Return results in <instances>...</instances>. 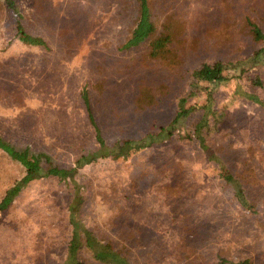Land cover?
<instances>
[{
  "label": "rangeland",
  "instance_id": "1",
  "mask_svg": "<svg viewBox=\"0 0 264 264\" xmlns=\"http://www.w3.org/2000/svg\"><path fill=\"white\" fill-rule=\"evenodd\" d=\"M44 3L46 6L42 12H27L25 23L33 35L46 41L49 50L28 52L34 55L30 56V62L25 67H19L15 60H11V55L3 53L7 48L17 50L20 44L15 43L12 14L5 8L0 9V52L4 59L0 65V75L3 76H0V101L11 105L9 108L7 105L0 107V131L18 146L32 143L33 149L50 150L53 160L60 166H71L79 151L68 149L65 142L55 136L52 138L57 139L56 142L51 138L46 144L37 140L33 142L27 132L18 131L21 121H16V126L11 125V117L20 112L12 103L27 100L31 105H37L34 98H40L42 101L37 108L47 113L45 125H51L52 119L60 114L65 105L63 103L61 106L58 101L65 98L64 109L69 108V100L75 97L73 93L79 85L92 79L89 59L95 54L96 43L101 39L108 40L114 50L124 38L126 30L122 23L111 22L110 15L117 6V0H111L108 4L90 0L85 7V0H47ZM251 3L255 9H259L258 12L263 13L262 16L248 7L246 0H168L163 13L157 12L155 22L161 29L169 25L170 14L179 17H173V20L182 26L179 39L183 40L181 49L184 50L185 68L197 62H211L215 59L238 61L253 49L264 45L262 42L247 40L243 23L239 22L245 15H250L264 30V11L260 7L264 0H253ZM23 5L22 9L27 10V6ZM92 8H95L94 12ZM131 10L134 11L133 8ZM231 18L235 19L234 23L229 28L224 27L223 23L232 21ZM11 45L14 47H10ZM46 53L53 54V62L64 56L66 61L70 55L75 58L66 64L64 71H54V63L49 62L45 65V70L39 71L37 66L32 65L43 60ZM123 57V53H119L116 59ZM155 62H150L151 67L138 65L136 68L137 79L143 77L141 74L152 76L157 69L161 78L168 83L163 92L156 88L152 90L155 94L159 93L161 101L158 110L147 108L150 110L149 116L142 127L151 131L158 130L159 126H166L173 118L176 99L181 94L183 82L179 74L170 75L168 67ZM7 63L14 64L9 65L12 70L6 73ZM240 68L228 70V74L235 75ZM124 78L126 79L125 75L111 77L110 83L113 86L110 89L113 92L114 89L124 90L127 94L121 95L122 99L127 107H134L136 81L131 80L133 85L127 84L124 87ZM64 83L68 84L61 89V84ZM233 83L234 80L216 85L211 89L213 97L207 102L200 97L198 104L206 102L207 108L210 106L214 110L226 107L223 130L229 132L226 135L230 147L236 148L240 156L245 154L247 148L253 149L250 156L257 168L258 177L263 181L262 185H252L246 190L247 198L255 210L244 209L234 200L232 186L218 175L222 160L218 159L219 164L209 160L198 144H178L181 140L175 129L169 138L136 150L126 159L106 157L86 164L78 169L70 181L55 184L48 178L29 185L20 194L18 201L0 212V264H59L63 256L61 252L57 253L56 248L47 250L48 252L45 249L49 243L50 247H55L52 243L59 241V235L67 237V217L62 214V206L67 198L75 195L77 188L84 196L92 195L89 200L86 196L82 220L89 227L105 223L115 208L114 203L119 199L115 198L113 201L109 198V193H113L112 187L126 183L131 176L139 173L140 162L163 164L168 161L166 157L173 160L168 164L169 167H162L156 173L159 177L153 187L149 178L143 179L147 185L141 183L140 188L145 189L138 196L141 202L134 199L138 189L133 192L135 210L128 212L126 218L129 224L139 229L143 242L130 247L128 255L131 263L219 264L216 251L223 250L224 255L234 260L248 257L252 264H264V202L259 203L256 199V195L264 192V109L234 93ZM9 85L13 89L9 90ZM94 112L108 141L124 135V131H127L120 126L121 118H111L115 116L111 108L102 109L98 105ZM202 112L199 109L196 114H191L192 117L189 116L184 122L185 127ZM78 115L81 128L77 134H82L89 140V124L84 114ZM208 117L212 119L211 113ZM127 124L125 121V125ZM59 125L62 124L55 127ZM172 144L175 150L171 149ZM0 168L9 174H15L17 166L2 155ZM165 170L168 171L167 175ZM161 182H164L163 188L157 191ZM139 183L138 181L137 184ZM173 190L177 191V195L173 200L168 199V192ZM33 192L36 194L31 195ZM127 202L130 200L127 199ZM198 202L218 208L212 209L211 215L203 213L201 222L196 220L197 226L190 233L184 221L191 219V214L194 216L197 211L202 210V207H198ZM173 210L175 218L172 215ZM185 211L187 215L184 216ZM44 229L50 230L49 237L43 235ZM135 240L140 241L137 238ZM43 241H49L46 248ZM189 246L193 248L194 255L190 253L186 258V248ZM88 264L104 263L93 260Z\"/></svg>",
  "mask_w": 264,
  "mask_h": 264
},
{
  "label": "trees",
  "instance_id": "2",
  "mask_svg": "<svg viewBox=\"0 0 264 264\" xmlns=\"http://www.w3.org/2000/svg\"><path fill=\"white\" fill-rule=\"evenodd\" d=\"M43 1L47 0H24L23 2H20V0H0V9L5 8L12 14L15 43L20 44L17 50L7 48L3 53L4 55H11V60H15L19 67H25L30 62V56L34 54L30 55L28 52L34 51L37 53V50L41 52L49 50L46 41L42 37L33 35L25 23L27 12L43 11L46 6ZM89 1L85 0L84 7ZM97 1L108 4L111 0ZM167 1L117 0V6L110 18L113 24L119 22L125 26L126 34L124 38L118 42L114 50L111 49L108 40L101 39L96 43L95 54L89 59V70L92 79L79 85L76 92L73 93L75 97L69 100L67 105L69 108L64 109L66 105L65 98L64 102L58 101L61 106L63 103L65 105H63L60 114L55 115L52 119L51 125H45L47 113L45 114V112L38 109L42 101L40 98H34L37 105H31L27 100L12 103L20 110V112L13 115V118L11 117L12 126H16V121H21L18 131L27 132L33 142L37 140L41 141L42 144H46L50 138L56 142L57 139L52 138V136H55L65 142L68 149L78 150L79 154L76 155L73 165L60 166L53 160L50 150L33 149L32 143L18 146L7 139L0 131V157L5 155L11 163L17 166V169L14 170L15 174H9L0 168V212L7 210L16 200L18 201L20 194L25 192L32 183L48 178L51 179V183L55 184L70 181L74 178L78 169L86 164L106 157L126 159L136 150L148 147L158 140L169 138L175 129L176 134L180 137L179 140H181L178 144H184L182 142L198 144L209 160L218 164V159L222 160L223 164H219L218 167V175L232 186L234 200L244 209L255 210L247 198L246 190L252 185H262L263 181L258 177L257 168L250 156L253 149L247 148L244 151L245 154L243 153L240 156L236 152V148L230 147V141L227 139L228 135H226L229 132L223 130V118L227 115L225 114L226 107L214 110L210 109V106L207 108L206 102L213 97L211 89L215 88L216 85L234 80V93L264 109V45L253 49L250 54L238 61L215 59L211 62H197L195 65L185 68L184 50L181 49L183 40L179 39L182 26L173 20V17H179L170 14L169 25L161 29L157 27L155 22V18L158 16L157 12L163 13L167 8ZM246 1L249 3L248 7L262 16L263 13L258 12L259 9H255L254 4L251 3L253 0ZM23 4L27 6V10L22 9ZM260 7L264 11V3ZM91 10L94 12L95 8ZM249 16L245 15L239 20L243 23V32L246 34V39L255 43H264L262 26ZM231 19L232 21L223 23L224 27L229 28L230 24L234 23L235 19ZM10 47H14V45ZM69 52L71 53L70 49ZM3 53L0 52V65L4 61ZM119 53H123L124 57L118 60L116 58ZM53 57V54L46 53L43 60L32 66H37L39 71H42L46 69L45 65L48 62L49 64L54 63V71L61 72L64 71L66 64L75 58L70 55V58H67L68 61H66L64 56L53 62ZM42 61H45V63ZM155 61L163 67H168L169 69H166L170 75L179 74L183 82L181 94L176 99L173 118L166 126L162 125L159 126L158 130L151 131L142 127V124L145 123L144 120L149 116L150 110L147 108L153 107L158 110L161 101L159 93L155 94L152 90L156 88L163 92L164 89H167L168 83L165 82L164 78H161L157 69L154 70L152 76L141 74L143 77L137 79L136 73L138 74V72L136 68L138 65L151 67L150 62ZM13 64L7 63L6 73L12 70L10 66ZM239 67L241 68L237 74H228V70L238 69ZM115 75L126 76L127 80L124 78V87L127 84L132 86L133 81L131 80L136 81L137 92L134 95V107H127L122 99L121 95L127 94L124 90L116 91L114 89L113 92L110 89V86H113L110 79ZM169 78L171 77L169 76ZM67 84H61V89L65 88ZM11 89H13L12 85H9V90ZM200 97H203L206 102L198 104ZM7 104L0 101V107H6ZM98 105L102 109L111 108L112 114L115 115L111 118H121L120 126L127 130L124 131V135H119L112 141L107 140L94 112V108ZM9 106L11 105H7L8 108ZM199 109L203 110L202 114L195 116L190 125L185 127V120L191 114H196ZM208 112L211 113L212 119H209ZM79 113L84 114L91 129L89 140L87 137H83L82 134H77L80 133L81 128ZM149 119L154 121L152 118ZM125 121L128 123L127 125H125ZM59 123L62 125L55 127ZM173 145L170 147L175 150L176 148ZM219 154L224 156H219ZM166 158L168 161L163 164L154 165L146 161L140 162L139 173L131 176L126 183L117 187L113 186V193H109L111 194L109 198L113 201H115V198L119 199L114 203L115 208L108 217L107 222L97 224L95 227L86 226L82 220V216L85 214L83 210L86 207L87 195L81 194L79 188H77L75 195L69 196L67 202L62 206V214L67 217V237L62 236L63 239H61L62 237L59 235V241L52 243L55 247H50V243L48 246L49 241H43L44 247L48 246L45 250L52 251L53 248H56L57 253L61 252L63 256L60 258L59 264H88L93 260L104 264H132L128 255L131 251L130 247L138 246V243L143 242V236L138 232L139 229L129 224L126 218L128 212L135 210L136 205L133 204L132 200L133 192L138 189L136 191L137 196L134 199L141 202L138 196L141 191L145 190L140 188L141 183L147 185L143 179L149 178V182L153 187L156 178L159 177L156 176V173L162 167H169L168 164L173 160L171 157ZM165 174L167 175L168 171L165 170ZM138 181L140 182L139 185L137 184ZM163 184L164 182H161V187H158L157 191L159 188V191L163 188ZM33 194L36 193H31V195ZM176 195V190L169 191L167 198L173 200ZM91 196L88 195L87 200L91 199ZM127 199L130 202H127ZM256 199L259 203L260 201L264 202V192L258 196L256 195ZM204 204L198 202V207H202V210L197 211L194 216L191 214L192 218L184 221L185 226L188 225V232L192 233L194 231L193 228L197 226L196 220L201 222L203 213L211 215L212 209L218 208V206H210L209 204H205V206ZM142 207L149 209L143 205ZM175 211H177L176 208ZM173 212L174 210L172 215L175 218ZM183 214L185 216L187 212L185 211ZM43 235L49 237L50 230L44 229ZM136 238L140 241H136ZM186 249V258L190 253L194 255L192 247L189 246ZM224 252L223 250L216 251L219 264H252L248 257L234 260L224 255Z\"/></svg>",
  "mask_w": 264,
  "mask_h": 264
}]
</instances>
